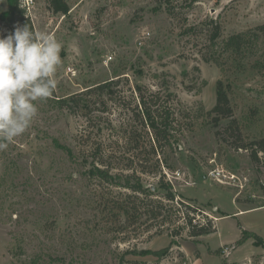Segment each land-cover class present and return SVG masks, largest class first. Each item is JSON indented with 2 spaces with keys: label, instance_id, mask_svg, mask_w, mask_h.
<instances>
[{
  "label": "rangeland",
  "instance_id": "374dc122",
  "mask_svg": "<svg viewBox=\"0 0 264 264\" xmlns=\"http://www.w3.org/2000/svg\"><path fill=\"white\" fill-rule=\"evenodd\" d=\"M66 2L65 14L47 0L26 9L34 32L62 44L55 92L66 102L37 101L31 126L0 148V264H264L257 238L238 243L244 233L264 241V155L230 145L236 132L206 115L220 80L243 142L264 136V0H177L173 15L157 0ZM237 33L243 44L226 47ZM141 96L168 115L165 140L139 118ZM96 161L112 179L92 174ZM137 183L160 193L125 187ZM160 184L178 209L156 214ZM179 201L216 230L171 237L187 213ZM166 246L162 257L147 253Z\"/></svg>",
  "mask_w": 264,
  "mask_h": 264
},
{
  "label": "trees",
  "instance_id": "16d2710c",
  "mask_svg": "<svg viewBox=\"0 0 264 264\" xmlns=\"http://www.w3.org/2000/svg\"><path fill=\"white\" fill-rule=\"evenodd\" d=\"M159 3L163 4L165 7V11L173 15L174 13V2L177 0H157ZM48 8L53 13H61L65 14L68 10V4L66 0H47ZM24 24H28L31 26V29L34 31L33 23L30 19V17L27 14L26 8L23 6L22 0H7V8L1 12L0 14V35H7L11 33L14 30V27L19 25L23 26ZM6 28L8 31L6 33L2 32V29ZM258 30H262L264 32V24L258 25L256 27ZM208 32L212 39H216L221 35V25L219 23H215L214 26L208 27ZM244 34L243 33H237L229 36L225 41V46L229 47L230 49H236V47L241 46L244 42ZM103 86H100L99 88H102ZM139 93L141 94L140 88H138ZM140 100V105L142 106L141 114H139V118L144 123V126L149 127L152 129L155 133V138L157 142H160L161 138L166 139L168 135L169 126L167 123L168 115L163 116V114H159V108H153L148 104L145 99L142 98ZM52 99H55L58 103L63 104L66 102V100L63 99H56V92L54 90L52 96L50 97ZM69 100L72 99V102L74 100V97L70 96L68 98ZM70 105V104H68ZM206 115L212 122L214 126H217L221 120H226L225 128L227 130L232 131V133L236 132V140H234V144L230 143V145L236 147V148H243L250 150L251 157L253 160L258 159V153H262L264 155V136L260 137L258 139L251 140L248 143L243 142V137L241 133V129L238 125L237 119L234 117V111L233 107L231 105L230 98L227 94V91L225 90L222 82L219 80L216 83V101L213 107L206 111ZM218 133V132H216ZM152 148V146H150ZM98 163V164H97ZM102 162H93V165L91 167L92 174L97 175L98 177L105 179L109 181L112 179V175L109 174V168L105 164H101ZM104 165V167H103ZM164 192L162 193V199L160 200H151V204L156 203V214L161 213L160 210H163L164 208H169L172 210L173 208H177L175 206V195L170 192L171 186L169 184H160ZM125 187H128L132 191L144 194L145 197L149 198L150 195L153 193H160V192H151L146 190V188H143L140 183L131 185L127 184ZM128 198L138 199L137 194H134L131 196L130 194H127ZM165 201V202H164ZM148 204V203H147ZM149 204V205H151ZM180 206H184L187 210V213L182 212L184 215V226L181 227V229L175 230L174 233L171 234V237H174L175 235H179L182 230H186L187 235L194 239L195 237H198L200 235L210 233L216 230L215 222L205 217V220L203 223H193L195 220L194 215H190L188 211H194V212H201V210L189 205L185 204L184 202H178ZM133 209V208H132ZM178 209V208H177ZM133 212V210H129L128 208H124L122 210V213L128 218ZM149 211H147V214ZM156 216V215H155ZM154 216V217H155ZM245 234L247 235L246 237ZM248 237H255L257 238V243L261 246H264V241L255 234H249L244 233L243 237L238 243L243 242ZM171 244L176 243L173 240L170 241ZM172 246H166L164 248H161L159 250H147V253H151L154 256L162 257L166 254V252L171 248Z\"/></svg>",
  "mask_w": 264,
  "mask_h": 264
},
{
  "label": "clouds",
  "instance_id": "9594fccd",
  "mask_svg": "<svg viewBox=\"0 0 264 264\" xmlns=\"http://www.w3.org/2000/svg\"><path fill=\"white\" fill-rule=\"evenodd\" d=\"M61 49L54 35L28 24L0 35V148L24 134L38 113L36 102L52 96Z\"/></svg>",
  "mask_w": 264,
  "mask_h": 264
},
{
  "label": "built area",
  "instance_id": "2783aa9c",
  "mask_svg": "<svg viewBox=\"0 0 264 264\" xmlns=\"http://www.w3.org/2000/svg\"><path fill=\"white\" fill-rule=\"evenodd\" d=\"M30 2H32V0H23L24 7L26 9L29 8ZM208 176L211 179H215V180H217L219 182H222L223 177L225 176V174H224L223 170L218 169V168H213V169H211L209 171Z\"/></svg>",
  "mask_w": 264,
  "mask_h": 264
}]
</instances>
